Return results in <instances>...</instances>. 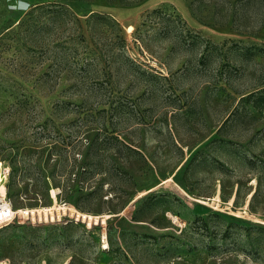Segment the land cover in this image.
<instances>
[{
    "label": "rangeland",
    "instance_id": "1",
    "mask_svg": "<svg viewBox=\"0 0 264 264\" xmlns=\"http://www.w3.org/2000/svg\"><path fill=\"white\" fill-rule=\"evenodd\" d=\"M0 186V264H264V0H0Z\"/></svg>",
    "mask_w": 264,
    "mask_h": 264
},
{
    "label": "built area",
    "instance_id": "2",
    "mask_svg": "<svg viewBox=\"0 0 264 264\" xmlns=\"http://www.w3.org/2000/svg\"><path fill=\"white\" fill-rule=\"evenodd\" d=\"M11 208V201L5 194L4 198L0 199V228L16 219L17 216L11 211Z\"/></svg>",
    "mask_w": 264,
    "mask_h": 264
},
{
    "label": "bare ground",
    "instance_id": "3",
    "mask_svg": "<svg viewBox=\"0 0 264 264\" xmlns=\"http://www.w3.org/2000/svg\"><path fill=\"white\" fill-rule=\"evenodd\" d=\"M5 193H6V189L4 186H0V199H3L4 196H5ZM11 211L16 215L18 216L19 218H28L29 215H33L34 214V211L35 210H26V209H22V210H14L13 208H11ZM105 246L103 248H107L108 247V244L105 243Z\"/></svg>",
    "mask_w": 264,
    "mask_h": 264
}]
</instances>
